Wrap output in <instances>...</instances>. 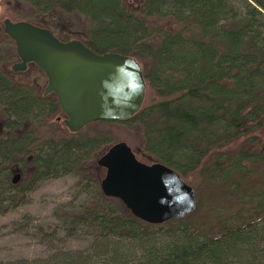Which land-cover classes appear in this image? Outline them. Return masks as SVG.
Returning a JSON list of instances; mask_svg holds the SVG:
<instances>
[{
  "label": "trees",
  "instance_id": "obj_1",
  "mask_svg": "<svg viewBox=\"0 0 264 264\" xmlns=\"http://www.w3.org/2000/svg\"><path fill=\"white\" fill-rule=\"evenodd\" d=\"M18 1L15 20L63 17L95 52L136 57L154 98L127 120L58 129L57 95L14 79L5 64L16 46L0 27V212L25 203L42 180L69 174L83 198L58 227L94 237L86 250L0 264H264L253 248L264 224V0ZM46 27L70 39L58 23ZM109 122L138 126L142 153L197 181L198 209L150 224L105 196L95 160L116 142L93 124ZM15 169L28 177L14 184ZM201 209L216 221L199 222Z\"/></svg>",
  "mask_w": 264,
  "mask_h": 264
},
{
  "label": "water",
  "instance_id": "obj_2",
  "mask_svg": "<svg viewBox=\"0 0 264 264\" xmlns=\"http://www.w3.org/2000/svg\"><path fill=\"white\" fill-rule=\"evenodd\" d=\"M3 24L20 59L12 69L24 71L35 63L45 73L44 94L57 95L66 116L63 123L71 132L98 121L127 120L143 108L147 82L136 57L97 53L80 39L64 41L49 28L27 20L5 18ZM97 164L103 169L104 195L121 200L147 223L184 218L197 208L196 190L180 173L161 162H144L124 141L111 145ZM20 179L16 171L13 183Z\"/></svg>",
  "mask_w": 264,
  "mask_h": 264
},
{
  "label": "rangeland",
  "instance_id": "obj_3",
  "mask_svg": "<svg viewBox=\"0 0 264 264\" xmlns=\"http://www.w3.org/2000/svg\"><path fill=\"white\" fill-rule=\"evenodd\" d=\"M5 5V0L0 1V13L5 14L7 18L15 20L14 11L22 4L18 0H11ZM236 4L238 2L234 1ZM4 18V17H3ZM4 20V19H3ZM45 21V22H44ZM40 22L41 26L46 27L47 23H58L61 28L59 36H69L71 39H80L79 34L71 30L70 21L63 18H53L49 15L45 20ZM0 27L4 25L0 23ZM48 28V27H47ZM18 55L9 63H6V69L12 71V65L19 62ZM14 79L20 82H26L38 87L39 92L44 93L48 80L45 73L35 64L29 63L24 71H12ZM154 98V94L147 87L145 103L150 102ZM57 121L58 129H66L63 119L66 118L63 112H59ZM94 129L107 131L112 135L115 142L124 141L128 143L135 151L137 156L149 164L157 162L153 156L142 153L141 142L142 134L138 126H128L120 122L96 123L93 124ZM264 135V131H261ZM49 136V135H48ZM264 145V136L261 138L259 149L262 150ZM97 162V159L95 160ZM96 170V168H95ZM99 170V167H97ZM21 173V169H18ZM28 176L21 174L20 181ZM24 178V179H22ZM19 181V182H20ZM77 178L66 174L59 177H50L42 180L37 186L28 192L25 203L20 204L16 208H11L5 212H0V260L8 261L19 258L34 259L47 258L59 251L67 250H86L92 244L94 237L86 228L80 229L76 234H67L60 225L59 216L63 215L69 208L77 207L82 201L83 196L80 194L81 187L77 183ZM187 182L195 189L197 181L188 179ZM259 187H257L258 189ZM256 189V190H257ZM199 193H197V208L201 205ZM218 195L210 196L209 203L218 204ZM203 204L207 207L209 203ZM195 210V211H196ZM59 213L57 214V212ZM199 222H203L210 217L211 221H216V216L209 214L206 210L198 212ZM57 225V227H56ZM257 245L253 246L259 256L264 257V224L258 230ZM235 264V263H234Z\"/></svg>",
  "mask_w": 264,
  "mask_h": 264
},
{
  "label": "flooded vegetation",
  "instance_id": "obj_4",
  "mask_svg": "<svg viewBox=\"0 0 264 264\" xmlns=\"http://www.w3.org/2000/svg\"><path fill=\"white\" fill-rule=\"evenodd\" d=\"M12 71H13V70H12ZM16 170H17V169H15L14 173H16ZM21 174H22V173H21ZM13 177H14V175H13Z\"/></svg>",
  "mask_w": 264,
  "mask_h": 264
}]
</instances>
